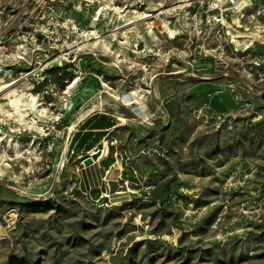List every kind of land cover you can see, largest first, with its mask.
I'll return each mask as SVG.
<instances>
[{"label": "rangeland", "instance_id": "374dc122", "mask_svg": "<svg viewBox=\"0 0 264 264\" xmlns=\"http://www.w3.org/2000/svg\"><path fill=\"white\" fill-rule=\"evenodd\" d=\"M112 1L0 0V264H264V18ZM96 110L136 178L116 199L70 146Z\"/></svg>", "mask_w": 264, "mask_h": 264}, {"label": "crops", "instance_id": "0c3cea01", "mask_svg": "<svg viewBox=\"0 0 264 264\" xmlns=\"http://www.w3.org/2000/svg\"><path fill=\"white\" fill-rule=\"evenodd\" d=\"M77 91L78 88L75 87L72 95L74 98H71L70 106H73ZM103 116L106 119H103ZM108 122L116 123L110 111L99 112L96 110L86 114L72 135L70 144L72 148L76 149L77 158L80 159L89 156L91 151H98V154L92 158V164L81 169L85 175L84 179L81 180L84 189H86L84 193L92 201H98L106 197L110 181L117 184V188L120 181L135 184L136 178L133 172L126 167L125 163L118 164L116 146L112 142L106 141L116 128V125L108 128ZM87 183L90 186L86 188Z\"/></svg>", "mask_w": 264, "mask_h": 264}, {"label": "built area", "instance_id": "2783aa9c", "mask_svg": "<svg viewBox=\"0 0 264 264\" xmlns=\"http://www.w3.org/2000/svg\"><path fill=\"white\" fill-rule=\"evenodd\" d=\"M115 1L119 2L121 0H115ZM145 1H149V0H145ZM112 4L113 1L111 3L109 2V5ZM138 5L140 7L143 6L144 5L143 1L135 0L131 7ZM195 5H198V7L206 6L208 11L211 12L209 18L215 24H220V25H223L224 22H229L232 24H235L237 22L239 24H242V22H244L245 20L253 22L254 20H256V18L259 17L264 18V0H190V4H188V7ZM252 46H253V41L252 40L250 41V38H246V40L243 41L242 45L239 46L241 47V49L235 48V52L237 51L246 52ZM64 94L68 95L69 93L65 91ZM127 95L130 94H123L121 98ZM132 103H134V101H132L131 104Z\"/></svg>", "mask_w": 264, "mask_h": 264}, {"label": "bare ground", "instance_id": "6f19581e", "mask_svg": "<svg viewBox=\"0 0 264 264\" xmlns=\"http://www.w3.org/2000/svg\"><path fill=\"white\" fill-rule=\"evenodd\" d=\"M108 2H112V0H108ZM116 9V8H115ZM120 10V9H119ZM116 11V10H115ZM118 11V10H117ZM121 12H118V14H120ZM120 17L122 18V16L120 15ZM146 17H148V16H146ZM145 17V18H146ZM164 22V27L163 28H165V29H167V31H168V27H167V24H166V22L165 21H163ZM172 33L173 32H170V35H172ZM91 35H96V33L95 32H92L91 33ZM98 37L96 36H94V39H96V41L93 43V46L94 47H98L99 45H103V48H105V49H108V50H110V48H109V46H108V43H106V42H104V41H101L100 39L98 40L97 39ZM235 38V37H234ZM255 39V38H254ZM102 48V49H103ZM11 87V85H5V86H3L2 87V89H7V88H10ZM0 91H1V89H0ZM9 92V93H8ZM7 93H8V98L7 99H9V104H10V106L16 111V113L20 116V118H22V120H24V113H22L21 111H20V108H19V105L23 102L22 101V99H23V97H24V94L23 93H21V94H19V93H17V91L15 90V89H9L8 91H7ZM68 93H69V91H68ZM6 95V94H5ZM135 95H136V93L135 92H132L131 93V96L132 97H130V96H126V99L127 100H130V98L131 99H133V100H137V99H135ZM1 96V95H0ZM30 101L29 102H32V108L34 109L35 108V100H34V98L32 97V96H28L27 97ZM137 98V97H136ZM23 105V104H22ZM26 105V104H25ZM31 108V107H30ZM26 113V112H25ZM119 120H121V121H124V119H122V118H120ZM31 121V120H30ZM27 123V122H26ZM36 122H34V121H31L30 122V124L33 126L34 124H35ZM25 125V124H24ZM94 151H91L90 152V154H89V156H92V155H94ZM98 174H100V173H98ZM102 174V173H101ZM100 174V175H101ZM103 175V174H102ZM90 186V184L89 183H87L86 185H85V187L87 188V187H89ZM110 187H111V191H110V193L108 194V197L110 198V199H116L118 196H120V195H122L121 193H118L117 191H116V187L114 186V183H112V182H110ZM124 194V193H123Z\"/></svg>", "mask_w": 264, "mask_h": 264}, {"label": "water", "instance_id": "95a60500", "mask_svg": "<svg viewBox=\"0 0 264 264\" xmlns=\"http://www.w3.org/2000/svg\"><path fill=\"white\" fill-rule=\"evenodd\" d=\"M92 162H93V160H92V157H91V156H87V157H85V158L83 159V164H84L85 166H88V165L92 164Z\"/></svg>", "mask_w": 264, "mask_h": 264}, {"label": "trees", "instance_id": "16d2710c", "mask_svg": "<svg viewBox=\"0 0 264 264\" xmlns=\"http://www.w3.org/2000/svg\"><path fill=\"white\" fill-rule=\"evenodd\" d=\"M54 71V70H53ZM52 71V73H55V71L53 72ZM54 75V74H53ZM58 77H61V75H58ZM59 79H61V78H59ZM62 80H66V79H64V78H62ZM64 83V82H63ZM64 85H65V83H64ZM63 86V85H62ZM63 88V87H62ZM103 119H106L105 118V116H103ZM109 126H108V128H111V127H113L115 124L114 123H107Z\"/></svg>", "mask_w": 264, "mask_h": 264}]
</instances>
